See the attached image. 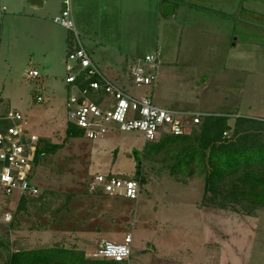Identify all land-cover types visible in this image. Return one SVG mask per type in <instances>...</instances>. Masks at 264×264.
I'll return each instance as SVG.
<instances>
[{
    "label": "rangeland",
    "instance_id": "1",
    "mask_svg": "<svg viewBox=\"0 0 264 264\" xmlns=\"http://www.w3.org/2000/svg\"><path fill=\"white\" fill-rule=\"evenodd\" d=\"M163 1L181 5L180 17L166 16ZM221 1L119 0L99 3L96 9V3L75 0L80 15L92 8L83 28L76 14L74 18L92 58L97 41L123 48L132 62L160 50L164 66L171 67L182 43L188 67L183 89L180 80L166 85L163 77L157 87L138 88L122 68L126 82L119 85L127 92L150 95L159 106L180 112L229 115L231 123L237 113L264 117V0L257 9L253 2L239 0L236 8L244 6L243 18L240 11L225 15ZM51 22L48 28L72 43L76 33ZM52 44L46 34L0 29V114L21 112L41 140L62 143L69 123L62 54H56L52 73L37 63ZM35 65L40 76L29 78L26 73ZM206 79L210 84L204 88ZM157 146L142 133L124 131L97 139L70 138L57 152L43 155L33 173L39 194L26 198L11 225H0V264H9L19 250L60 247L86 260H102L95 255L97 243L103 238L122 241L127 234L133 235L132 256L121 264H264V206L233 202L221 208L203 201V174L173 176L175 148L150 152ZM97 173L142 176L140 198L90 194L88 182Z\"/></svg>",
    "mask_w": 264,
    "mask_h": 264
},
{
    "label": "built area",
    "instance_id": "2",
    "mask_svg": "<svg viewBox=\"0 0 264 264\" xmlns=\"http://www.w3.org/2000/svg\"><path fill=\"white\" fill-rule=\"evenodd\" d=\"M53 17L54 22L74 31V46L67 56L65 82L68 122L79 127L84 136L97 139L116 136L122 132L142 133L146 142L165 136L190 134L208 114L180 112L156 104L150 95L137 97L108 77L86 49L72 11V0ZM161 73L160 51L156 50L132 62L126 76L138 88L156 87ZM29 78L40 76L30 69ZM38 101L43 97L38 95ZM228 135V132H225ZM40 136L31 131L21 112L0 114V225L15 220L22 197L36 196L40 189L33 181L35 156ZM140 177H118L114 174H95L88 182L90 194L125 197L138 200L143 190ZM133 235L122 241L103 238L95 247V255L117 262L130 261Z\"/></svg>",
    "mask_w": 264,
    "mask_h": 264
},
{
    "label": "trees",
    "instance_id": "3",
    "mask_svg": "<svg viewBox=\"0 0 264 264\" xmlns=\"http://www.w3.org/2000/svg\"><path fill=\"white\" fill-rule=\"evenodd\" d=\"M199 125V124H198ZM229 131L232 133L229 134ZM228 132V135H225ZM84 136L83 131L68 123L66 139ZM167 139L166 141H163ZM62 143L41 140L36 151L35 164L49 153L63 148ZM159 146L150 152H160L173 146L174 164L170 173L178 177H192L196 173L204 176L203 201L225 208L233 202H247L253 206H264V121L247 116L208 114L190 134L166 136L153 141ZM161 144V146H160ZM137 155V153H136ZM141 166V159L136 156ZM140 174L137 171V175ZM143 180V178H142ZM94 196L100 197L102 194ZM26 196L22 197L19 208ZM1 245V243H0ZM115 260H86L74 250L43 248L19 250L12 254L9 264H121Z\"/></svg>",
    "mask_w": 264,
    "mask_h": 264
},
{
    "label": "crops",
    "instance_id": "4",
    "mask_svg": "<svg viewBox=\"0 0 264 264\" xmlns=\"http://www.w3.org/2000/svg\"><path fill=\"white\" fill-rule=\"evenodd\" d=\"M74 1L75 0H72L73 16L75 17V14H76L77 23L79 24V26L82 27L86 25L84 23L85 22L84 20L91 18L92 6L91 7L89 6V9L85 8L84 14L80 15L79 11H77L76 8L74 7L75 3L84 2L83 5L85 4L89 5L90 3H96L97 6L95 5V7L97 9V7L99 6V3L117 2L119 0H76L75 3ZM260 1L262 0H249V2L254 3L255 9L259 7ZM171 2L174 5L173 14H165V13L164 14L166 16L173 17V18L180 17L178 15L182 14L183 8L181 5H176V3H174L173 1L161 2V9L165 3H171ZM238 2L239 0H228V1L222 0L221 4H224L226 6L225 11H224L225 15H228V16H232L234 14L236 15L240 11V16L243 18L242 11L244 9V6L241 5V10H237L236 4ZM54 5H56V8L53 7ZM64 7H65L64 0H0V29L4 30L5 28L12 27L14 28V33L16 32L17 35H21L25 33L29 34V36H36V33L44 34V35L46 34L48 37H50V40L53 44L47 50L48 54H43L42 57L38 56L39 60H37V63L41 64L43 68L47 69V71H51L50 73H52L54 72L55 66L57 65V64H54V62L57 60L56 54L58 52L59 53L61 52L62 57H60L61 58L60 63L66 70L67 56L70 50L74 46V39L71 43V41L68 40V36L61 38L59 35L51 31L50 28H48V25L52 23L51 21L53 20V17L59 14L63 10ZM221 10L223 11L224 9H221ZM192 16L196 17V14H192ZM93 17L96 20H99L100 16L93 14ZM241 17L238 16L237 20ZM95 27L97 31L95 32V35L97 36L98 41L102 40L100 37L101 23L97 22L95 24ZM97 45H98V42L96 41V49L95 51H93V55H94L93 60L98 64V66L108 76L114 79L118 84L124 86L125 85L124 82H126V80L124 79L125 76L121 74V70L122 68H125L126 73H127L128 68L132 65V61H128V54H127L128 52L125 51L123 48L121 49L120 47L119 49L113 48L109 44L98 45V46ZM177 46L178 48H176V53L173 57V60L171 61L173 64L171 67L164 66V62L160 56V59H161L160 79L161 77L165 78L164 81L166 85L171 84V82H176L177 80H180L178 81L179 86L181 89H183L182 83L184 80L186 82V78H187V74L185 72L188 67L185 64L186 60H184L185 56L187 57V55H185L184 52H182L184 48H182L181 42L178 43ZM32 57L36 58V56L34 55H32ZM181 63H184V64L182 65ZM38 68L39 67L35 65L30 69H38ZM53 76L54 74L53 75L49 74V76L47 74L45 75V77H53ZM45 77L43 79L44 83L46 82ZM203 84H205L204 88H207V84H210L209 80L206 79L203 82ZM184 85H185V88H188L186 83H184ZM233 116L236 117V116H243V115H239L237 113V114H234ZM247 117H252V118H256V119L264 121V117L262 116H256V117L247 116ZM203 194H204V181H203ZM202 199H203V196H202Z\"/></svg>",
    "mask_w": 264,
    "mask_h": 264
},
{
    "label": "water",
    "instance_id": "5",
    "mask_svg": "<svg viewBox=\"0 0 264 264\" xmlns=\"http://www.w3.org/2000/svg\"><path fill=\"white\" fill-rule=\"evenodd\" d=\"M163 11L165 14H173L174 5L172 3H165L163 7Z\"/></svg>",
    "mask_w": 264,
    "mask_h": 264
}]
</instances>
